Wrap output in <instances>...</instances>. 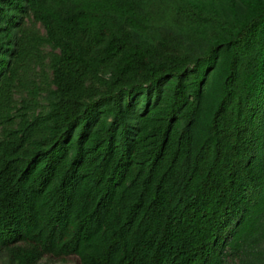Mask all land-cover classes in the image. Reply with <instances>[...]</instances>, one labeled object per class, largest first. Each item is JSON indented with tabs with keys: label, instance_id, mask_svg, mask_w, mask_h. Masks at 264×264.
I'll return each instance as SVG.
<instances>
[{
	"label": "trees",
	"instance_id": "1",
	"mask_svg": "<svg viewBox=\"0 0 264 264\" xmlns=\"http://www.w3.org/2000/svg\"><path fill=\"white\" fill-rule=\"evenodd\" d=\"M2 254L264 264V0H0Z\"/></svg>",
	"mask_w": 264,
	"mask_h": 264
},
{
	"label": "rangeland",
	"instance_id": "2",
	"mask_svg": "<svg viewBox=\"0 0 264 264\" xmlns=\"http://www.w3.org/2000/svg\"><path fill=\"white\" fill-rule=\"evenodd\" d=\"M37 28L42 31V29L37 25ZM46 52L48 51V49L45 50ZM24 94L20 93V94H16L15 95V99L19 100L21 97H23ZM0 264H9L8 258L6 256V254H2L0 256ZM38 264H79L78 260L74 257H70V258H65L63 260L60 259H42Z\"/></svg>",
	"mask_w": 264,
	"mask_h": 264
}]
</instances>
